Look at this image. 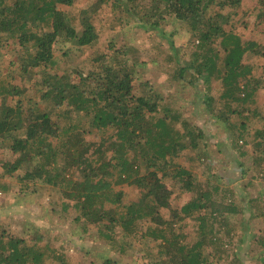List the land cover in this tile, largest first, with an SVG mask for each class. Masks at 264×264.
Here are the masks:
<instances>
[{"label":"trees","instance_id":"trees-1","mask_svg":"<svg viewBox=\"0 0 264 264\" xmlns=\"http://www.w3.org/2000/svg\"><path fill=\"white\" fill-rule=\"evenodd\" d=\"M246 1L249 0H98L99 5L120 10L119 25L131 22L146 32L160 33L176 56L183 46L175 47L172 35L169 33L167 38L162 34L163 26L180 22L188 28L192 44H198L190 61L180 63L175 78H186L192 86L201 82L206 92L214 85L221 86L220 107L214 102L208 107L209 123H223L233 134L235 167L244 178L249 172L239 160L247 155L244 146L254 144V149L261 152L264 147V130L255 133L253 142L248 140L250 125L263 120L256 106L264 81L256 79L253 67L244 61L247 56L264 58V44L254 39L244 41L226 27L237 13L250 12L240 11ZM75 2L0 0V45L16 41L28 54L23 71L35 72L42 81L36 86V96L28 100L25 92L15 87L0 91V149L10 151L14 157L8 162L0 159V169L19 178L23 192L31 190L35 194L47 187L55 190L64 200L61 218L69 219V211L75 210L78 241L92 238L90 231L95 230L99 239L108 241L106 251L114 253V233L120 228L123 241L138 238L140 233L141 238L156 240L158 252L151 256L149 264H220L229 259L220 253L234 239V228L226 220L241 214V206L229 188L211 187L207 182L204 189L191 169L176 163L186 152L197 154L204 162L208 156L203 149L210 143L200 146V142L215 135L208 127L194 124L181 108L168 105L162 93L148 88L142 82L139 63L130 58L127 47L116 49L109 44L103 51L100 48L88 70L61 67L56 57L60 41L94 48L100 38L89 15L97 6L90 13L82 11V31L78 32L75 18L64 10L75 6ZM254 10L259 11L264 24V0L257 1ZM109 51L112 54L107 55ZM11 97L14 105L8 103ZM205 98L201 97L197 104L208 102ZM73 112L82 114L87 123L75 119ZM86 130L94 134L88 135ZM219 144L220 141L218 147ZM252 170L253 178L261 174L264 183V152L255 157ZM166 179L174 180L181 194L194 193L193 200L181 210L182 221H197L194 243L187 242L188 235L183 231L179 234L169 227L172 222L162 213L171 208L174 194ZM124 183L138 187L140 201L122 202L123 192L116 185ZM9 192V185L0 183V199ZM228 193L231 200H226ZM262 200L257 197L251 201L256 206L254 212L248 209L249 219L264 215ZM9 222L35 232V237L12 233L6 219L0 221V264H67L50 244L41 245L44 237L36 236V228L29 227L27 218H11ZM143 222L157 227L149 226L145 233L139 229ZM225 226L226 231L222 230ZM250 240L259 246L257 260L264 264V232ZM103 264L122 263L111 256Z\"/></svg>","mask_w":264,"mask_h":264},{"label":"rangeland","instance_id":"rangeland-1","mask_svg":"<svg viewBox=\"0 0 264 264\" xmlns=\"http://www.w3.org/2000/svg\"><path fill=\"white\" fill-rule=\"evenodd\" d=\"M257 1L259 0L246 1L240 11L246 12L250 9V12L245 15L237 13L226 29L229 31L231 29L235 30L244 41L254 39L264 44L263 20L258 16L259 11L254 10ZM93 6H97L96 11L89 14ZM64 10L71 13V16L75 18L74 25L78 32L82 31L81 13L87 10L89 12L87 16L88 14L92 15L91 22L100 38L94 48L80 47L76 42L60 41L56 46V57L60 61L61 67L65 69L78 67L88 70L94 63V59L98 57L96 51L100 48L103 51L102 49L109 44L114 45L116 49L127 47L126 51H128L130 58L139 63V69L143 74L142 82L148 88L162 93L168 105L176 106L177 109L181 108L194 124L200 128L208 127L212 135H215L214 138L208 136L203 142H200V146L206 144L207 141L210 143L203 149L208 156L204 162L199 161L197 154L186 152L185 157L177 159L176 163L183 168L191 169L196 176V182L201 184L204 189H206L207 182L211 184V187L219 185L221 188H229L234 194V200L242 208L241 214L230 215L226 220L227 225L234 228V239L229 246L220 249L221 254L229 257V259L225 258L220 264H259L257 257L260 254V248L254 241L250 240V237L252 239L253 236L255 238L259 237L264 232V215L249 219L248 209H252L254 212L256 203L254 205L251 201L257 197L264 198L262 175L260 174L254 179L253 173H250L255 167V157L263 154L264 147L262 148L263 152H261L254 149V144L244 146L243 151H246L247 155L239 159L245 168L249 170L248 175L244 178L239 169L235 167L237 164V151L233 149V134L223 123L220 126L209 123L208 111L210 110L208 107L211 102L220 107L218 98L222 92L221 86L214 85L209 92H206L201 82L196 86H192L186 78L176 80L175 75L180 63L190 61L198 44V42H195V45L192 44L188 28L180 22L167 23L163 26L162 34L169 38L170 33L175 47L180 48L183 46V50L178 57L174 55V50L171 49L168 40L164 39L160 33L146 32L131 22L119 25L117 19L122 14L120 10L111 5H99L98 0H76L75 6L71 8L64 7ZM233 23L235 24L232 27ZM110 54L112 53L109 51L107 55ZM26 59H28V54L25 55L24 49L16 41L2 42L0 45V91L4 87L6 89L15 87L20 92H25L26 100L36 96V86L41 85L42 81L40 77L36 76L35 72L27 74L23 71L22 67ZM244 63L253 67V75L256 79L264 81V58L247 56ZM206 96L208 102L197 104L198 101H202L201 97L205 98ZM1 101L2 96L0 95V106ZM8 103L15 104L13 97L8 99ZM34 104H36V100L32 101V106ZM256 107L260 108L263 120L253 122L250 125L251 131L248 140L251 142H253L257 131L264 130V89L257 96ZM73 117L78 121L87 123L84 116L78 112H73ZM236 122L239 123V120L234 121V123ZM86 131L88 135L93 133H89L90 130ZM219 141L220 147L217 146ZM0 159L8 162L13 161L14 157L10 151L0 149ZM165 182L174 194L171 208L162 211V213L167 221L172 222L169 227L173 226V229L179 234L183 231L188 235L187 242L194 243L193 240L197 232L196 219L181 220L183 218L181 210L193 200L194 193L181 194L179 185L174 180L166 179ZM248 182L249 184L245 186V183ZM0 183L9 185L10 191L4 193L0 199V221L6 219L10 224L8 228L12 233L26 234L27 238L30 239L32 236L35 237V232L26 231V227L22 229L18 225L16 226L14 222H9L11 218L17 221H23L27 218L31 223L29 227L36 228V236L39 234L44 237L41 245L50 244L58 252V255L63 256L67 264H103L104 259L111 256L122 264H149L151 256L158 252L157 247L159 246L155 239L149 236L141 238L140 233L138 238L131 239V241L126 238V241H123L120 228H116L114 233V253L106 251L108 250L106 249L108 241L103 238L99 239L94 233L95 230L90 231L93 235L92 238L87 237L86 239L83 237V241H78L79 234L77 232L79 228L73 222L75 210L71 209L69 211V219H62L60 213L64 200H61V196L55 190H50L47 187L35 194L31 190L23 192L21 191L19 178L16 179L13 176L4 174L2 169H0ZM116 187L123 192L122 202L124 204L140 201V193L136 185L124 183L116 185ZM231 199V193H228L226 200ZM262 201L261 211L264 210V200ZM149 226L152 228L157 227L151 222H143L140 224L139 229L147 233ZM216 226L221 227L219 224ZM248 229L249 232H247ZM222 230L226 231L227 227H223ZM171 233L168 230L167 235L171 237ZM247 233H249V236ZM28 234H32V236ZM224 234L222 233V235Z\"/></svg>","mask_w":264,"mask_h":264},{"label":"built area","instance_id":"built-area-1","mask_svg":"<svg viewBox=\"0 0 264 264\" xmlns=\"http://www.w3.org/2000/svg\"><path fill=\"white\" fill-rule=\"evenodd\" d=\"M0 196H1V194H0Z\"/></svg>","mask_w":264,"mask_h":264}]
</instances>
